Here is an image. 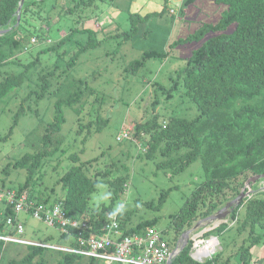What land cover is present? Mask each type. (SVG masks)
<instances>
[{
    "label": "trees",
    "instance_id": "16d2710c",
    "mask_svg": "<svg viewBox=\"0 0 264 264\" xmlns=\"http://www.w3.org/2000/svg\"><path fill=\"white\" fill-rule=\"evenodd\" d=\"M166 1L159 11L146 12L143 15L129 12L130 27L117 34H122L125 39L130 38L137 32L139 22L165 11ZM212 1L226 5L219 19L214 23H201L187 36L177 38L170 44L204 38L202 43L190 52L182 67L174 70L175 78L169 77L171 84L165 86L159 82L152 83L153 107L158 104L159 96L164 94L163 97L169 99L174 91L182 86L184 95L195 104L197 115L188 119L170 114L160 120L158 113L153 112L144 120L132 124L127 137L138 141L141 137L147 136L144 146L142 145L144 157L152 159L158 155L156 169H168L171 174L182 171L194 160L200 159L204 180L193 188L178 211L169 216L167 227L171 229V236L164 235L167 228L161 230L171 246L176 244L180 246V236L184 231L192 228L198 221H203L236 197L250 177L264 174V0ZM19 2L20 0H0V98L24 81L31 62L21 63L18 56L28 48L30 36L36 38L32 43L37 40L50 42L48 32L54 23L53 20H57L60 15H77L78 23L81 22V25L79 28L63 31L56 45L68 39L76 30L88 32V40L73 50L66 69L74 64L82 51L98 44V40H90L91 29L83 26L85 20L94 17L91 11L98 8L95 0H24L19 11V20L16 22ZM97 15L98 13H95L94 18H97ZM232 24L233 27L229 29ZM53 46L48 45L46 49L54 48ZM166 56L167 51L144 50L140 59L128 62L125 71L135 72L147 58L163 59ZM11 64H18L22 70L17 73L3 70L4 67H11ZM55 70L56 68H52L39 76L41 90L37 97L44 95ZM76 83L79 84L76 91L54 101V117L45 126L40 149L33 153H24L11 163L14 167L26 170V179L16 190L7 189L4 193L0 192V201L4 202L3 217L0 220V235L3 236L0 238V255L3 242L10 240L4 236H14L16 233L7 224L8 218H11L13 223L21 225V232L17 234H22L23 224L18 218L21 211L48 225L44 221L43 213L58 205L60 214L65 219L79 224V227L66 224L68 232L54 226L59 230L58 239L67 242L71 249L80 247L78 237L87 238L90 232L102 234L106 231L105 225L112 221L116 223L117 232L110 233V237L116 241L154 227L155 218L130 225L129 212L113 210L114 201L118 194L123 192L126 183V176L122 174L109 179L110 202L89 207L90 194L109 170L89 172L87 166L90 159L75 163L74 161L78 159L76 153L70 155L73 163L56 181L61 187V196H56L52 200H49V196L36 200L29 190L32 174L40 166L42 159L51 154L59 142L54 134L64 122L61 106L71 105L80 98L82 92L80 86L85 84V81L79 78ZM95 122L97 124L93 130L98 131L106 119L98 115ZM90 126L89 121L80 125L79 130L86 127V136L90 133ZM7 137L9 133L0 136V140ZM53 143L54 147L51 148ZM252 185L254 183H249L244 190L247 191ZM8 191L15 192L17 198L25 196L21 210L15 211L14 203L7 201ZM262 192L264 190L259 189L244 197L239 204L229 209L226 217L218 224L211 228L212 224L208 230L204 229L201 236L209 235L208 239L215 236L220 245L219 235L222 232L232 229L240 234L246 231L247 236L242 239L236 253L241 264H251L255 257L252 248L262 237V234L255 231V227L264 228V196L260 195ZM166 193L167 191L163 192L161 202ZM242 205L244 211L240 215L239 208ZM35 212L39 218L34 215ZM113 212H116L114 216L111 215ZM81 222L86 226L80 228ZM204 222L207 221H203L202 224ZM199 229L201 230L198 228V231ZM192 245L193 241L188 239L182 249L178 250L171 264H226L230 260V255L220 260V252L223 250L221 245L220 250L217 251L213 247L202 260H197L190 254ZM27 247H29L27 253L20 258L9 259L4 264H95L98 258L101 259L93 254L62 250L55 262L50 263L42 256L44 249L42 245L29 242ZM113 250V246H107L98 252L111 253ZM37 254L41 255L34 260Z\"/></svg>",
    "mask_w": 264,
    "mask_h": 264
},
{
    "label": "rangeland",
    "instance_id": "374dc122",
    "mask_svg": "<svg viewBox=\"0 0 264 264\" xmlns=\"http://www.w3.org/2000/svg\"><path fill=\"white\" fill-rule=\"evenodd\" d=\"M95 2L98 8L92 9L91 13L94 17L98 13L97 18L103 28L100 31L90 28V40H98V44L82 51L68 69L67 63L73 50L88 40V32L76 30L68 39L60 44L56 43L63 31L80 27L81 22L78 23L77 15H60L57 20H53L48 32L50 42H29L28 48L19 54L21 63L30 61L31 64L23 83L0 98V136L9 133V137L0 140V192L16 190L25 181L26 170L14 167L11 163L24 153H33L40 149L45 126L54 117V101L76 91L79 85L76 80L80 78L85 81L80 86V98L71 105L61 106L64 122L54 134L59 142L57 140L58 144L53 152L42 159L40 166L32 174L29 190L36 200L46 196L52 200L61 196V187L56 181L73 163L70 155L76 153L78 159L75 163L90 159L87 166L89 172L109 170L90 194L89 207L108 204L111 193L109 179L122 174L126 176V183L123 192L114 201L113 210L116 211L120 205H124L122 211L129 212L130 225L155 218L154 227L160 231L167 228L164 235L170 237L171 229L167 227L169 216L178 211L193 188L204 180L200 159L197 158L182 171L171 174L168 169H156L158 155L152 159L144 157L142 150L147 136L138 141L133 138L117 140L116 137L124 128H131L132 124L144 120L153 112L158 113L160 120L170 114L188 119L197 115L195 104L184 95L182 86L169 99L164 98L161 93L158 104L153 107L152 83L159 82L165 86L171 84L169 77L175 78L174 70L183 66L187 56L204 38L173 45L170 43L187 36L203 22H216L226 5L212 0H167L163 13L139 22L137 32L125 39L117 32L130 27L129 12L143 15L146 12L159 11L165 0ZM112 11L116 13L115 17L109 14ZM232 27L233 24L229 29ZM48 45H54V48L46 49ZM148 49L167 51V56L163 59L147 58L135 72L125 71L129 61L140 59L143 51ZM52 68H56V72L52 73L48 89L44 95L37 97L41 90L39 76ZM3 70L17 73L22 67L11 64V67H4ZM98 115L106 119V122L100 130L94 131ZM89 121L90 133L85 136L87 128L79 130L80 125ZM53 147L54 143L51 145ZM256 183L264 185V179ZM261 189L264 190V187ZM164 191L167 193L161 202ZM260 195L264 196V192ZM3 209L4 202L0 201V220ZM243 211L242 205L239 208L240 215ZM18 218L23 224L22 234L14 233L15 240L3 242L0 264L27 253L29 242L42 245V256L50 263L55 262L60 251L70 248L67 242L58 239L59 230L56 227L46 225L23 211L19 212ZM212 224L213 222L200 224L189 233L188 239L193 243L198 238L208 239L209 235L201 236V233ZM198 228L201 230L198 231ZM255 231L262 234V237L252 248L255 259L251 264H264V228L256 226ZM246 236V231L240 234L232 229L222 232L219 235L220 245L223 247L220 260L230 255L226 264H241L236 251ZM20 239L24 240L19 241ZM204 242L202 240L201 244ZM212 242L215 250L221 249L218 241L215 243L212 239ZM40 255L37 254L33 259L37 260ZM95 264H118V261L106 262L98 258Z\"/></svg>",
    "mask_w": 264,
    "mask_h": 264
},
{
    "label": "built area",
    "instance_id": "2783aa9c",
    "mask_svg": "<svg viewBox=\"0 0 264 264\" xmlns=\"http://www.w3.org/2000/svg\"><path fill=\"white\" fill-rule=\"evenodd\" d=\"M172 12V10H170ZM31 42L35 41L34 37L30 38ZM129 128H124L122 132L117 136V140L129 137ZM6 199L9 203H14L15 211L21 210L25 201V196L21 195L16 197L15 192L8 191ZM44 221L50 226H56L64 232H68L65 227L66 224L72 226H78L76 221H70L65 219L60 214V207L56 205L52 210H47L44 213ZM34 215L40 217L35 212ZM108 217H112L108 215ZM7 224L11 230L16 233L21 232V225L13 223L11 218L7 219ZM86 226L81 222L80 228ZM106 231L102 234H95L90 232L87 238L78 237V243L80 245L77 249L68 248V250H74L80 253L93 254L106 261L116 260L118 264H171L173 258L178 252L180 247L178 244L172 245L164 238L162 232L155 227H149L141 233L133 234L132 236H125L122 240L116 241L110 237V233L117 232L116 223L112 221L110 224L105 225ZM196 236V235H195ZM6 239L15 240L14 236H4ZM209 240V239H208ZM206 240L201 244V239H196L192 245L190 252L191 256L197 260H202L206 253L203 252V247L208 241ZM23 241V240H19ZM28 242V241H27ZM107 246H113L114 250L111 253H99L98 250ZM214 247V246H213ZM212 247V249H213ZM211 250V249H210ZM207 249V252H210Z\"/></svg>",
    "mask_w": 264,
    "mask_h": 264
},
{
    "label": "water",
    "instance_id": "95a60500",
    "mask_svg": "<svg viewBox=\"0 0 264 264\" xmlns=\"http://www.w3.org/2000/svg\"><path fill=\"white\" fill-rule=\"evenodd\" d=\"M24 0H20L18 7L16 9V14H17V20L16 22H18L19 20V11L21 9L22 3ZM264 178V174H258V175H254L252 177H250L246 182L244 187H242V189L240 190L239 194L234 197L233 199H231L230 201L226 202L219 210H217L215 213L209 215L207 218H205L203 221H207V222H213V225L211 226V228L213 226H215L216 224H218L222 219H224L229 211V209L232 206H235L237 204H239V202L242 201V199L246 196H249L250 194H252L254 191L261 189V187H264V185H259L258 183H256L257 181H260ZM254 183V185H252L251 187L248 188L247 191H245V187L249 186V183ZM203 221H198L192 228H190L187 231H184L181 236H180V247L179 250L182 249V247L184 246V244L187 242L188 240V236L189 233L194 230L195 228H197L200 224H202ZM213 238L215 239L216 243H217V238L215 236H213ZM212 252V251H211ZM206 255H208V252H206Z\"/></svg>",
    "mask_w": 264,
    "mask_h": 264
},
{
    "label": "crops",
    "instance_id": "0c3cea01",
    "mask_svg": "<svg viewBox=\"0 0 264 264\" xmlns=\"http://www.w3.org/2000/svg\"><path fill=\"white\" fill-rule=\"evenodd\" d=\"M112 17H115L116 16V13L115 12H113L112 11V13H109ZM108 21H110V20H108ZM97 26L96 28H94L93 26ZM84 27H86V28H92V29H95V30H98V31H100V30H102V28H103V26H102V23H100L99 21H98V18H95V19H93V20H86L85 21V23H84ZM255 251V250H254ZM257 256V255H256ZM259 257V256H258ZM254 259H255V257H254Z\"/></svg>",
    "mask_w": 264,
    "mask_h": 264
},
{
    "label": "bare ground",
    "instance_id": "6f19581e",
    "mask_svg": "<svg viewBox=\"0 0 264 264\" xmlns=\"http://www.w3.org/2000/svg\"><path fill=\"white\" fill-rule=\"evenodd\" d=\"M212 239H214V238L209 239L206 242V244L204 245V247L202 248L204 253L207 252V249H209V250L212 249V246L214 245L213 242H212ZM214 241H215V239H214ZM215 243H216V241H215Z\"/></svg>",
    "mask_w": 264,
    "mask_h": 264
},
{
    "label": "clouds",
    "instance_id": "9594fccd",
    "mask_svg": "<svg viewBox=\"0 0 264 264\" xmlns=\"http://www.w3.org/2000/svg\"><path fill=\"white\" fill-rule=\"evenodd\" d=\"M124 209V205H120L117 209H116V212H120V211H122ZM116 212H113V213H111V215H115L116 214Z\"/></svg>",
    "mask_w": 264,
    "mask_h": 264
}]
</instances>
